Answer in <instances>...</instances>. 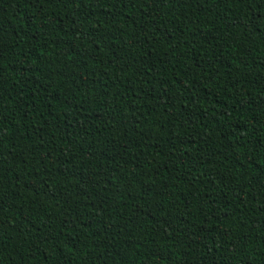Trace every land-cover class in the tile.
<instances>
[{"label":"trees","instance_id":"16d2710c","mask_svg":"<svg viewBox=\"0 0 264 264\" xmlns=\"http://www.w3.org/2000/svg\"><path fill=\"white\" fill-rule=\"evenodd\" d=\"M0 264H264V0H0Z\"/></svg>","mask_w":264,"mask_h":264}]
</instances>
